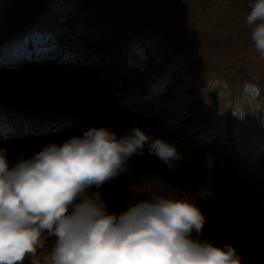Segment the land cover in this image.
Wrapping results in <instances>:
<instances>
[{"label":"rangeland","instance_id":"374dc122","mask_svg":"<svg viewBox=\"0 0 264 264\" xmlns=\"http://www.w3.org/2000/svg\"><path fill=\"white\" fill-rule=\"evenodd\" d=\"M20 2L25 12L10 17L0 0V65L18 57L58 63L67 80L47 93L0 78V108L28 117L38 131L78 135L101 127L104 117L114 130L131 125L123 102L140 117L161 113L149 117L183 158L173 168L160 161L150 172L131 158L127 171L100 189L110 210L152 192L193 201L215 223H239L236 234L213 241L233 244L244 264H264V55L246 23L250 0ZM7 18L13 20L6 29ZM116 23L125 29L116 31L122 43L111 36L101 45L99 36ZM115 51L136 71L134 86L122 84L120 94L111 86L117 81L95 71L100 55ZM46 144L0 148L15 163Z\"/></svg>","mask_w":264,"mask_h":264},{"label":"clouds","instance_id":"9594fccd","mask_svg":"<svg viewBox=\"0 0 264 264\" xmlns=\"http://www.w3.org/2000/svg\"><path fill=\"white\" fill-rule=\"evenodd\" d=\"M246 23L264 55V0H250ZM146 145L169 168L183 158L139 126H93L15 163L0 148V264H244L233 244L204 236L193 201L152 192L110 210L100 189Z\"/></svg>","mask_w":264,"mask_h":264},{"label":"trees","instance_id":"16d2710c","mask_svg":"<svg viewBox=\"0 0 264 264\" xmlns=\"http://www.w3.org/2000/svg\"><path fill=\"white\" fill-rule=\"evenodd\" d=\"M202 2H205V0H201ZM26 2V1H25ZM5 8L3 9V13L10 14L14 10H17L18 13H23L25 11H22V5L19 0H8L5 2ZM12 20L6 19L5 20V28L7 29L11 25ZM115 27L110 26L107 29H105L104 34L99 38V42L103 46H107L106 39L115 36ZM101 57V68L103 75H110L114 68H113V52H110V54L104 55L103 53L100 55ZM65 67V66H64ZM62 65H59L58 63H38V62H28L22 65H17L15 68H12L10 70H0V78L5 79L9 84L15 86V88L21 87L23 89H31L33 91V88L41 89L44 92L47 93H53L58 91L65 83V80H67L64 75L66 74V68H64ZM100 105V104H99ZM104 107H108L104 105ZM127 112L132 113L129 114L131 119L129 120L131 125H126L125 128L122 129V126L114 130V127H112L111 123L113 121L108 120L107 117L101 118V123L103 127H107L113 131H116V133L119 136L125 135L130 128L133 126H139L141 127L145 132L151 135L152 139L156 136V131L159 130L161 133H159L160 138H164L163 131L166 130L165 127L158 124V120L153 119L147 115H144L143 117H140V112H137L135 109H127ZM171 132L177 133L175 130H171ZM171 132L169 131L167 134L170 136ZM72 136H79L77 133H72L71 131H63V132H57L53 135L46 136L42 134H38L35 136H30L26 139H19L14 140L12 142H9L8 140H5L2 135H0V142H2L5 145H8L11 147H15L19 150H21L22 147L25 145H31L35 142H43L47 141L48 143H51V140L57 139L60 140V142H64L67 138H70ZM49 137V138H48ZM176 139V138H175ZM6 148V147H5ZM140 163L143 164V166L146 168L148 172L153 171L156 166L159 165L160 159L155 156L154 154H150L147 152V145L145 146V154L142 156H134ZM207 217V216H206ZM239 229V223L236 221L234 217L230 218L227 223H215L212 221V218L207 217L203 234L206 238L210 240L219 239L222 237H225L227 235L236 234ZM240 255L241 259H243V254L239 251H237ZM245 256V255H244Z\"/></svg>","mask_w":264,"mask_h":264}]
</instances>
